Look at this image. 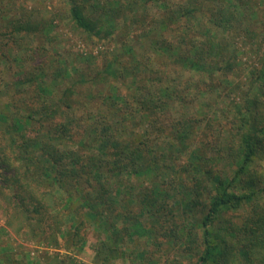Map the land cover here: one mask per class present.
Segmentation results:
<instances>
[{
	"label": "trees",
	"instance_id": "16d2710c",
	"mask_svg": "<svg viewBox=\"0 0 264 264\" xmlns=\"http://www.w3.org/2000/svg\"><path fill=\"white\" fill-rule=\"evenodd\" d=\"M183 1L64 0L67 19L84 41L123 38L122 56L105 55L95 67L81 66L88 57L79 63L72 55L53 58L47 73L37 65L28 78L14 81L28 90L22 113L13 100L0 107V185L23 214L33 203L38 216L55 212L56 226L68 217L73 243L85 242L79 234L87 225L98 227L104 238L94 249L96 263L126 257L128 243L137 240L153 246L136 244L133 251L149 264H157L153 256L162 242L182 248L185 263L177 264L192 258L217 264L236 254L249 261L246 248L264 237V216L249 211L240 222L233 217L264 191L251 174L264 148V49L241 83L231 37L236 31L251 36L254 16L240 9L249 7L245 2ZM149 3L159 11L152 20ZM21 8L18 0H0V62L19 61L29 39H50L52 22L21 16ZM260 36L263 44L264 32ZM177 69L194 85L171 78L168 71ZM223 91L238 97L223 153L214 156L221 153L218 145L198 142L201 119L174 117L172 110L188 106L192 93ZM143 216L150 222L143 224ZM9 252L0 264H31Z\"/></svg>",
	"mask_w": 264,
	"mask_h": 264
},
{
	"label": "rangeland",
	"instance_id": "374dc122",
	"mask_svg": "<svg viewBox=\"0 0 264 264\" xmlns=\"http://www.w3.org/2000/svg\"><path fill=\"white\" fill-rule=\"evenodd\" d=\"M230 1L232 3L236 2V6L245 2L250 8L252 7L251 10L253 12L249 7H241L240 9L245 10L250 15L252 14L254 16L252 18L255 19L252 22V31L254 33L251 36L243 37L238 31L231 33V37L234 36L235 38L233 41L237 42L236 52L238 59L242 63L241 68L236 72L237 81L241 80L240 82L242 83L245 74L248 73V69L251 68L252 64L257 66L263 53L264 42L260 44V35L264 32V0H215V3H227ZM18 2L22 5L20 10L21 16L25 14L30 15L35 20L42 17L52 22L50 41L46 40L41 43L39 40L29 39L28 43H31L30 48H28L29 51L27 50V54L20 56L19 61H13L12 59L7 62H0V107L4 106L8 101L13 100L16 103L15 109L19 113H22V103L27 101L25 98L28 96V90L18 89L14 85V81L17 78L19 80L28 78L37 65L41 66V68L46 66L45 72L47 73L48 65L53 58L56 61L65 58L69 60V55H72L76 58L73 62L79 63L80 57H88L91 62L86 63V65L81 64V66L95 67L96 65H102V59L105 55L110 58L116 54L117 56H122L123 50L120 51L119 47L121 45L119 44L123 38L115 39L112 42H99L94 39L89 42L84 41V37L75 32L67 19L64 12V0H18ZM178 2L179 0H176V3ZM183 4L184 1L178 6H182ZM148 8L149 19L152 20L150 16L157 17L159 13L157 6L154 3H149ZM176 8H173V10L177 12ZM139 31L136 32L138 36L140 34ZM118 49L119 51H117ZM115 51L117 52L115 53ZM45 72L43 71L44 75ZM168 72L171 78L181 82H189L194 85L196 81L194 78L189 79V74L184 71L179 70L178 73H175L170 70ZM119 83L117 82L116 85L124 91V86H120ZM247 87V84L244 85L245 89ZM189 96L188 106L181 107V109L180 107L174 108L172 114L174 117H178L182 113L197 115L202 121L199 129H196L198 142L203 143V145L207 143L208 146L206 147L208 149H214L213 145H218V150L221 153L212 152L215 153L214 156L222 154L223 146L228 138L227 134H224V130L228 129L229 120H231L230 115L233 114L232 103L237 100V92L232 91L227 93L223 91L218 96H215L214 93H208L202 97H194L192 93ZM262 101L264 104V99ZM213 110H215V113L212 112ZM259 112L264 117V108L259 109ZM103 113L109 114L107 112ZM218 129L224 135L220 133V137H218ZM235 147V144L231 145L232 152L236 151ZM256 156L253 166H251V174L255 175L254 178L261 179L262 183L258 184V188H262L264 182V148L257 152ZM218 163L219 161L216 162L217 166ZM225 169L228 171L229 165ZM240 185L243 186L242 184ZM0 190V256L11 254L9 252L11 251L17 254L16 257L24 255V259L29 260L31 264H106L105 262L96 263L94 259V249L104 238L98 227L87 225L88 227L81 229V234H79L85 238V242L73 243L74 239L69 237L71 234L73 236V229H68V217L64 218L63 225L56 226L53 224L54 219L51 218L55 212L48 213L46 211L42 217L38 216L33 212L35 206L33 203H26L29 212L23 214L22 207L16 204L11 197L9 198L8 194L10 195V190L2 188L1 185ZM249 211H252V215L264 216V191L259 195L256 203L245 207V210L244 208L240 209V212L233 215V217L239 218L238 221L240 222L249 214ZM28 217L29 219H27ZM38 218H40V222H38ZM139 220L143 224L150 222V219L146 216L140 217ZM28 226L34 229L32 233L27 228ZM260 241L258 242L260 244L256 242L254 246L246 248L247 254L250 255L249 261L244 260L241 255L236 254L233 258H229L228 255L224 256L220 262L218 260L217 264H264V237ZM134 242V244L128 243V249L125 253L126 257H118L109 264H149L136 258L138 256L134 255L133 251L136 244L141 247L145 244L146 248H152L153 246L144 243L142 240ZM253 242L254 240L251 241L252 244H254ZM197 247L198 252H200L201 246L197 245ZM181 249L178 245L173 249L165 242H162L153 258L158 259L157 264H177L179 261L185 263ZM186 258H188L187 255ZM196 259L192 258L189 262L195 264Z\"/></svg>",
	"mask_w": 264,
	"mask_h": 264
}]
</instances>
